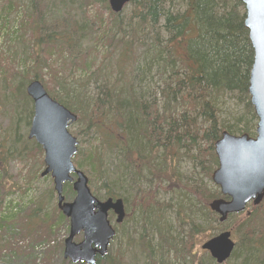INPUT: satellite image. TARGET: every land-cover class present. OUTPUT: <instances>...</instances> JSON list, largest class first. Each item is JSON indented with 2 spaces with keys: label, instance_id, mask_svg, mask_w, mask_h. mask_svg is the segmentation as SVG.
<instances>
[{
  "label": "trees",
  "instance_id": "1",
  "mask_svg": "<svg viewBox=\"0 0 264 264\" xmlns=\"http://www.w3.org/2000/svg\"><path fill=\"white\" fill-rule=\"evenodd\" d=\"M87 1L101 4L109 11L110 20L105 25L100 24L98 31L93 29L94 23L87 13L80 10ZM23 2L29 34L24 35L21 42L23 45L32 43V49L27 47L24 60L27 67L18 71L8 59L0 61V83L2 81L4 87L0 93V109L11 107L14 111V119L7 131L12 138L0 143V152L6 156H0V179H4L2 165L9 159L26 162L34 151L39 155L43 153L35 141L19 135L21 124L29 129L33 117V103L27 96L26 82L39 80L54 100L78 116L71 132L78 138L83 133H91L89 137L96 138L89 150L82 149L80 139L79 152L74 158V162L89 175L96 197L100 200L123 199L126 206L136 202L143 210L156 207L153 209L157 213L156 220L151 225L147 223L152 229V237L145 225V232L138 240L142 242L143 250L141 248L140 254L129 257L128 264H166L171 259L177 264H217L211 256L199 258L192 253V240L209 227L221 232L230 227L233 229L236 248L225 264H264V201L260 206H251L248 213L230 216L225 224H220L219 217L209 208L201 220L196 218L192 208L184 210L180 207L184 212L180 211L178 218L181 213L192 222L190 234L173 237L158 214L163 205L155 201L156 190L146 194L138 188L156 180L157 188L165 189L162 187L165 181L155 178L160 176L159 170L167 176L166 168H172L170 162L175 157L174 150L178 154L184 148L193 147L196 151L193 155L201 156L198 139L209 144V151L202 154L199 166L209 171L211 180V170L218 167L214 145L222 133L228 131L236 136L253 137L257 119L250 103L249 81L255 55L245 27L243 0H132L128 27L124 26L125 10L119 15L113 14L108 0ZM112 32L122 35V41L117 42L123 44L122 52L132 55L143 48L144 57L151 54L153 59L148 63L149 68L141 63L129 79L122 77L113 82H99L96 75L104 68L105 57L100 65L91 63L96 68L85 80H71L72 71L84 67L83 55L90 44L95 48L106 46ZM153 33L156 37L149 38ZM151 64L161 82L157 93L150 92L147 83ZM45 77L63 93L55 89L49 91L44 84ZM227 97L238 98L244 112L233 125L224 126L219 115L220 101ZM104 125H110V129H104ZM22 136L24 141H21ZM22 143L24 149L15 151L17 144ZM200 158L193 159L199 161ZM43 167L41 161L35 171L37 176ZM185 188L199 202L210 204L222 198L217 187L209 189L203 181ZM48 190L43 198H36L33 203L35 209L28 218L27 227L50 221L46 204L52 201L55 192L53 187ZM50 210L58 215L60 222H65L66 218L55 206ZM3 222L0 218V228ZM124 256L127 254L120 250L118 257L108 254L98 264H124L121 261Z\"/></svg>",
  "mask_w": 264,
  "mask_h": 264
},
{
  "label": "rangeland",
  "instance_id": "2",
  "mask_svg": "<svg viewBox=\"0 0 264 264\" xmlns=\"http://www.w3.org/2000/svg\"><path fill=\"white\" fill-rule=\"evenodd\" d=\"M25 7V2H23V0H10L8 3H4L0 0V61L4 62L8 59V62L15 66V69L18 71H24L27 67V63L24 61L25 56L28 53L27 47L29 50L32 49L31 42H27L25 45L21 42L23 36L29 34V28L25 20ZM80 10L82 13L85 11L87 16L91 18L94 23L93 29L95 31H98L97 29L100 24L105 25V23L110 20L109 11L103 8L101 4H94L87 1L82 5ZM129 10L130 7L128 6L124 12L125 16L123 17V20L125 27H128L130 23L128 18ZM79 11H77V13ZM104 30L105 28L102 29L103 32ZM151 37L156 36L153 33L149 36V38ZM121 41L122 35L112 32L106 46L98 45L95 48L90 44L86 53L83 55L84 67L72 71L73 78L71 80H85L94 73L93 69L96 68H93L91 63L100 65L101 60L105 57L106 59L102 64V66L104 65V68L96 75V79L99 82L105 80L113 82V79L116 78V80H118L122 79V77L129 79L131 76H134L136 66L141 63L144 67L146 66L149 68L148 63H152L151 61L153 59L151 54H146L144 57L145 49L143 48L136 50L132 55H129L128 52H122L121 47L123 44H117V42ZM147 57H149L148 60ZM10 58L12 60H10ZM105 65L107 68H105ZM118 66L122 69L121 71ZM117 70L120 71L119 74ZM154 73L155 67L152 65V70L150 72L148 71L146 78L149 85V91L157 93L161 89V82ZM24 82L26 81L24 80ZM29 82H31V80L26 82L27 85ZM44 84L49 91L55 89L56 92L63 93L54 87V84L48 77H45ZM3 90L4 87L1 81L0 93L3 92ZM238 101V98L227 97L221 99V112L219 115H221L222 125H233V123L243 115V106L238 104ZM13 119L14 111L11 107L0 109V143L10 139L11 135H9V132L7 131L11 127ZM257 123L258 120L255 122L253 136H256ZM103 128L109 130L110 125H104ZM29 129L25 128L24 123L21 124L19 135H24L25 140L28 138ZM72 134L74 135V132H72ZM90 134L91 133H83L80 138L74 135L80 143L81 140L83 141L82 149L89 150L90 147L95 144L96 138L89 137ZM21 141H24L23 136L21 137ZM198 141H200L198 143L201 145L202 156L205 151H209V144L203 143L200 139H198ZM23 149L24 143L17 144L14 148L15 151L19 152ZM176 153L177 152L174 150L173 156L175 157H173V160L171 157H168L172 160V162H170L172 168L169 170L166 168L167 176L162 174L161 170H159L160 176L155 177L159 180L163 179L165 181V184L162 186L165 189L157 188L158 183L156 180H152L150 183H144L143 185L141 184L138 188L146 194L152 191L155 192L156 190L155 201L158 204L163 205V209H161L158 214L165 221V227L167 228L168 234L173 237L178 236L179 234L183 237H188L190 234L189 224L192 222L188 221L186 215H181V213L179 219L178 213L180 211L184 212L185 209L192 208L195 211L196 218L203 220V214L207 212L205 210L209 208V203H206L205 201L199 202L194 195L187 193V188L185 187L201 181L208 185L209 189L216 186L211 182L212 179L210 180L208 178L209 171L202 170L199 166L202 159L200 158V155H193V153H196L193 147L184 148L182 152H179L178 154ZM0 156L6 157L2 152H0ZM194 157L200 158V160H194ZM41 161L44 163V153L39 155L34 151L29 161L21 162L16 159H9L7 163H3L2 165L4 179H0L2 183V185H0V218L4 222L2 228H0V264H68L63 258V253L64 242L69 235V221L66 219L64 223L60 222L58 215L50 212L51 208L53 210V206L58 210L56 194L52 201H50V203L48 201L46 204V210L50 217V221L47 223L42 221L36 226L27 227L28 218L33 214L35 209L33 203L36 198H43L45 193L49 191L48 189L50 187H53L54 189L53 180L50 176L47 178L41 177L44 167L40 168L38 176L37 173L35 174ZM204 163L206 162L204 161ZM74 164L89 178L86 170L84 171V169H81L77 162H74ZM205 165V167H208V163ZM83 166H86L85 161H83ZM214 171L215 169L211 170L210 178ZM178 179H180V183H178ZM90 188L94 195H96L97 192L93 186L90 185ZM135 189H137V187L133 188L131 192ZM64 196L67 202H72L74 200L75 194L72 190V185H69V188L67 186L65 187ZM49 204H51L50 207ZM167 205H169V207L166 208ZM180 207L184 210H180ZM126 209L128 214L126 221L124 224L116 226L117 236L109 250V255L113 257H118L120 250L125 252L127 257L124 256V258L121 259L124 264L129 263V257L140 254L141 248L143 250L144 246L142 245V242L138 240L145 232V225L149 235L152 237V229H150L149 225L156 220L155 217L157 215V213L153 212V209H156V207L152 206L143 210L142 206L136 202L129 203L126 206ZM250 210L251 206L248 207L246 213L250 212ZM193 220L196 221L195 218H193ZM201 220L199 221L201 222ZM112 223L115 224V219L112 220ZM226 231L233 232V229L230 227ZM220 233L221 231L218 229L211 230L209 227L208 231L204 234L195 236L192 240V253L196 254L199 258L201 256H210L208 253L204 252L201 247L206 241ZM151 237H149V239ZM81 240L82 237H77L75 242L78 243ZM233 240L234 242H237L234 235ZM153 244H156V239L153 241ZM166 264H177V262L174 259H171L166 262Z\"/></svg>",
  "mask_w": 264,
  "mask_h": 264
},
{
  "label": "water",
  "instance_id": "3",
  "mask_svg": "<svg viewBox=\"0 0 264 264\" xmlns=\"http://www.w3.org/2000/svg\"><path fill=\"white\" fill-rule=\"evenodd\" d=\"M131 1L109 0V6L113 13L120 14ZM243 4L245 27L255 55L249 95L258 125L256 138L224 132L215 144L218 168L212 175V181L228 200H215L209 207L222 224L232 215L245 213L248 205L259 206L264 201V0H243ZM26 92L34 107L28 138L42 147L45 169L41 176L53 179L58 209L69 220L63 258L72 264H98V259L108 255L116 236L110 213L116 216L115 223L121 225L126 218L124 201H100L93 195L88 177L74 165L79 141L69 128L78 117L52 99L39 81L31 82ZM65 184H72L75 193L72 202H66ZM79 236L82 240L76 243ZM235 247L232 233L227 231L205 242L201 248L217 264H225Z\"/></svg>",
  "mask_w": 264,
  "mask_h": 264
},
{
  "label": "bare ground",
  "instance_id": "4",
  "mask_svg": "<svg viewBox=\"0 0 264 264\" xmlns=\"http://www.w3.org/2000/svg\"><path fill=\"white\" fill-rule=\"evenodd\" d=\"M125 208H126V206H125Z\"/></svg>",
  "mask_w": 264,
  "mask_h": 264
}]
</instances>
